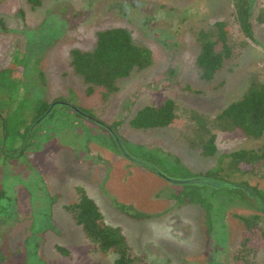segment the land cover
<instances>
[{
  "label": "rangeland",
  "instance_id": "374dc122",
  "mask_svg": "<svg viewBox=\"0 0 264 264\" xmlns=\"http://www.w3.org/2000/svg\"><path fill=\"white\" fill-rule=\"evenodd\" d=\"M263 6L264 0H252L249 38L235 19L233 0H0V70L16 65L18 71L9 106L3 108L0 93L2 119L17 104L19 119L33 114L39 101L50 105L27 135L13 133L0 146V189L10 206L7 220L0 217V264H116V255L95 250L67 210L80 200L79 186L106 223L120 226L136 254L153 264H264V237L248 242L255 249L242 245L247 228L241 219L257 214L264 226L256 198V191H264V174L227 176L220 170L228 183L206 176L223 154L264 145V135L224 138L212 122L252 80L264 82ZM220 21L231 27L232 50L208 80L197 66L196 36ZM116 27L146 45L153 64L118 79L117 90L106 94L75 71L71 51H92L98 32ZM168 99L176 104L175 123L131 125L139 110ZM193 115L216 133V154L205 156L199 138L190 143L200 128ZM112 132L126 153L115 147ZM128 146L139 155L141 147L154 152L159 167L152 165L166 176L185 179L184 169L188 178H198L193 182L219 184L214 197L211 189L204 192L212 207L183 200L184 185L159 175L143 158L130 159L139 156ZM231 183L248 192L250 202L227 192ZM118 203L153 215L135 218Z\"/></svg>",
  "mask_w": 264,
  "mask_h": 264
},
{
  "label": "trees",
  "instance_id": "16d2710c",
  "mask_svg": "<svg viewBox=\"0 0 264 264\" xmlns=\"http://www.w3.org/2000/svg\"><path fill=\"white\" fill-rule=\"evenodd\" d=\"M233 5L235 19L239 24L240 30L246 36L252 38L254 31L251 20L252 0H233ZM263 14L264 6L260 9L258 16L259 21L264 24ZM212 28L210 30L200 29L196 36L201 45L197 66L202 72V77L208 80L214 77L215 73L224 64L225 59L230 56L232 50L228 41L231 30L230 25L220 21ZM218 46H221V48L218 49ZM71 53L75 71L84 78L85 82L104 87L106 94L117 90L118 79L129 76L135 69H144L153 64L151 50L146 45L135 42L132 32L123 27L99 31L96 47L92 51L74 49ZM15 71H17L16 65L0 70V93H2V96H0L2 101H4L3 108L9 106L12 102L13 94L18 88L17 76L14 75ZM91 88L93 86H90V91H92ZM28 104L31 105L29 101ZM20 107L17 104L12 113L2 119L0 146L6 145L8 138L11 139V134L13 133L16 135H27L32 130L36 119L42 116L50 108V105L44 100L39 101L33 106L34 113L26 115L27 117L23 119L17 118L15 114ZM29 117H32L31 122L28 121ZM16 119L19 120V123H15ZM192 119L196 120L200 128L194 133V139H190V143L195 146L196 138H199L202 143V153L205 156L216 154V133L212 132L211 127H208L201 117L193 115ZM176 120V104L173 100L168 99L160 107L148 105L139 110L131 120V125L137 129H147L169 126L175 123ZM212 122L215 123L216 129L222 132L224 138L261 139L264 135V82L256 79L252 80L242 97L225 107ZM119 145L120 143L116 141L115 147L118 148ZM140 149L142 153L139 155L133 151V147H129V151L134 157L139 156L140 159H145L147 162H144V165L155 171L151 166H153V163L159 167L158 162L155 160L159 156L148 149H143L142 147ZM226 159L227 161L224 164ZM220 170L224 171L227 176L232 174L263 175L264 145L258 149L242 147L223 154L219 159L218 168L207 172L206 176L211 179L219 178V180L223 181L222 175L219 174L221 173ZM181 176L186 179L190 176V173L183 169ZM223 182L228 183L227 180ZM220 187L219 184L209 185L198 181L186 183L184 184L181 198L183 200L188 199L190 202H198L209 210L212 205L208 202L210 195L204 194L205 189L209 188L214 191L211 195L214 197ZM78 190L80 192V200L68 205L67 210L75 223L80 225L95 250L105 254L116 255V264H153L146 261L144 257L143 260L141 256L136 254L120 226H111L106 223L100 206L87 194L83 187L79 186ZM243 190L238 185H232V183L230 187L226 188L227 192L238 194L245 201L250 202L245 197L249 193ZM6 195V191L0 189V217L7 220V216H10L8 210L10 206H8V201L4 199ZM248 196L251 197V195ZM256 198L258 199V208L264 211V191H256ZM117 205L120 211L138 219L149 218L153 215L138 211L132 205L119 203ZM241 219L247 228V231L243 234L242 245L249 249H255L248 242L260 240L264 237L262 219L257 214L241 216ZM1 222L6 221L1 219ZM210 224L208 223V225ZM1 225L2 223H0V228ZM60 249L63 253H66V249Z\"/></svg>",
  "mask_w": 264,
  "mask_h": 264
},
{
  "label": "water",
  "instance_id": "95a60500",
  "mask_svg": "<svg viewBox=\"0 0 264 264\" xmlns=\"http://www.w3.org/2000/svg\"><path fill=\"white\" fill-rule=\"evenodd\" d=\"M77 111H79L78 109H77ZM2 115V109H1V105H0V116ZM113 133V132H112ZM114 134V133H113ZM115 139L116 140H119L118 139V137L117 136H115ZM130 158H132L131 156H129ZM141 162H142V160H140ZM151 167H153V166H151ZM154 168V167H153ZM154 170L159 174V175H161V176H163V177H165L166 179H168V180H170L171 182H173V183H176V184H180V185H184V184H186V183H192L193 181H194V179H198V178H186V179H182V178H180V179H178V178H176V179H174V178H172V177H169V176H166V175H164L160 170H158V169H156V168H154Z\"/></svg>",
  "mask_w": 264,
  "mask_h": 264
},
{
  "label": "flooded vegetation",
  "instance_id": "af4514ba",
  "mask_svg": "<svg viewBox=\"0 0 264 264\" xmlns=\"http://www.w3.org/2000/svg\"><path fill=\"white\" fill-rule=\"evenodd\" d=\"M0 99H1V97H0ZM0 105H1V103H0ZM1 109H2V107H1ZM2 111H3V109H2ZM0 118L2 119V115L0 116ZM115 136H117V135H116V134H113V137H114V138H115ZM115 140H116V139H115ZM116 141L119 142V140H116ZM119 143H120V142H119ZM119 147H120V149H121V151H122L123 153H126L125 150H122L123 148H122V145H121V144L119 145ZM130 159H132V160L134 159L133 161L136 160V161H139V162H140V160H141V159H139V157H137V158H133V157H132V158H130ZM139 162H138V163H139ZM203 180H205V178L199 180L198 182H202ZM207 180H208V179H207Z\"/></svg>",
  "mask_w": 264,
  "mask_h": 264
}]
</instances>
